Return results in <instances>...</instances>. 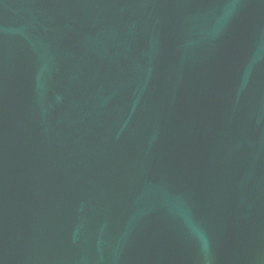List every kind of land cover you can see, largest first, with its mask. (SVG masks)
Wrapping results in <instances>:
<instances>
[{"label": "water", "instance_id": "obj_1", "mask_svg": "<svg viewBox=\"0 0 264 264\" xmlns=\"http://www.w3.org/2000/svg\"><path fill=\"white\" fill-rule=\"evenodd\" d=\"M0 264H264V0H0Z\"/></svg>", "mask_w": 264, "mask_h": 264}]
</instances>
